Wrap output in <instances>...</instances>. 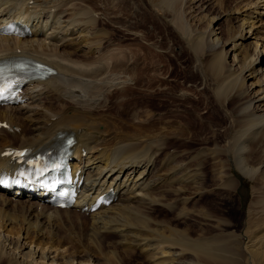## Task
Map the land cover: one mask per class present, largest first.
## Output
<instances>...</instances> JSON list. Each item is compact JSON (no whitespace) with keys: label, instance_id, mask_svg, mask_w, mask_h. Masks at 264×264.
<instances>
[{"label":"bare ground","instance_id":"obj_1","mask_svg":"<svg viewBox=\"0 0 264 264\" xmlns=\"http://www.w3.org/2000/svg\"><path fill=\"white\" fill-rule=\"evenodd\" d=\"M143 1L0 0V26L18 19L29 28L25 37L0 33V59L31 58L54 69L45 79L29 80L19 102L0 106V120L7 124L0 127V174L11 166L3 154L8 147L47 148L65 135L75 138L70 165L74 175L79 171L76 200L63 209L46 203L35 189L17 194L18 188H0V262L75 263L80 256L59 249L54 229L65 223L64 233H73L74 218L86 219L92 239L109 235L147 264H264V0H233V11L200 18L196 14L206 10L208 0L206 6L204 0ZM154 22L169 27L193 52L196 66L206 53L216 82L212 96L226 113L221 130L212 128L209 146L204 143L194 154L175 147L191 140L189 133L183 137L188 130L179 111L173 112L179 117L174 124L169 116L153 119L154 107L141 105L144 117L136 115L138 108L122 128L108 123L100 110L114 89L119 106L136 93L148 102L152 92L167 91V73L153 58L146 65L140 45L146 29L139 26ZM114 31L133 43L115 39ZM187 95L185 88L175 94ZM198 158L211 162L210 184L202 164L194 162ZM223 193L244 209L239 247L215 232L231 228V221L214 225L201 203ZM102 195L108 204L99 202ZM90 256L76 263L90 264Z\"/></svg>","mask_w":264,"mask_h":264},{"label":"rangeland","instance_id":"obj_2","mask_svg":"<svg viewBox=\"0 0 264 264\" xmlns=\"http://www.w3.org/2000/svg\"><path fill=\"white\" fill-rule=\"evenodd\" d=\"M208 1V5L207 1L205 2V0V3L202 2L205 6L207 5V8L204 12H200V10L197 9H192V11L194 12H200V14H196V17H202L201 15L203 14L201 13L225 14L227 11H233L234 7L236 6V2H234L235 0H219V2H216V0ZM145 2L146 0L141 3L145 5ZM147 5L148 4H146V6ZM261 17L260 21L263 22L264 16ZM260 21L256 23V26L260 23L262 25V22ZM62 23H64V21L61 22V24ZM97 26L99 27L98 24ZM144 26L140 25L139 29H142V27L146 29L144 31V33H146L141 39L142 41H140V45L145 48V55H147L148 57V59L146 60V65L149 66L150 64L148 63H150V58H153L154 63L158 66V70L160 69L159 71H161L162 74L167 73L165 75V83L169 81V83L171 84L167 83L168 89L161 95L157 96L156 91L152 92L147 97L151 99L152 103L149 100L147 102L142 97H140L141 94L136 93V96H132V98L128 99V102H124L121 106L116 105L115 102H113V99L117 93V90L114 89L112 90L113 92L110 91V93L106 95V104L100 110L105 113V117H107L106 120L108 119V123H111V125L115 126L120 124L122 128H124L123 122L130 121L132 119V113L133 111H136V109L139 108V111L136 112V115L139 118H141L142 116L144 117L143 108H140V106L147 105L148 103L151 104L152 107H154L150 114L152 115V117H154L153 119L160 117L164 119L165 116L166 118L169 116L170 118L168 117V119H175V124L177 120H179V117H184V120L182 118L181 119L188 126V128L186 126V130L188 131L185 133L182 132L183 137H188V134L186 133H189L192 141L190 140L188 143L176 142L174 144L175 147H177L178 145L177 148L180 150L181 148H183L182 146H184V148L187 147V151H190L191 154H194L193 151L195 152L204 143L209 146V134L211 133L212 128L213 130L217 131L221 130L220 127L224 123V118L226 115V113L222 112L220 105L218 104V102L216 103L215 99L212 96L216 82L214 80L215 77L213 73H211V71L209 72L206 65L208 58L206 56V53H204V56L202 55L200 66H196L195 55L193 54V52L181 43L179 38H177L176 35H174L173 32L168 29L169 27L163 25L162 22H154V24H146ZM106 28L109 29L110 27L106 26ZM224 29L225 24L223 23V25L221 26V30ZM260 34L261 33H259V35ZM261 35L263 36L264 34L262 33ZM113 37L118 40L120 39L123 44L133 43V40L131 38H129L128 36H122L119 31H114ZM47 39L48 38H46V40ZM225 39H228V35L226 34V32L222 35V40L224 41ZM149 42H153L155 44V47L150 46L148 44ZM147 46H149V48ZM262 72H264V65L261 68V73ZM181 88H185L188 92V95L183 99L177 98L175 96V94L177 95ZM133 102L135 103V105L132 104ZM174 111H179L178 114L181 113L178 118L174 116L172 117ZM198 114H201L204 117L202 121L201 119H199ZM182 121H180L179 123L182 124ZM121 123L123 124L121 125ZM185 124L181 125L182 130L184 129L183 127L185 126ZM128 129L132 130L130 126H128ZM118 131L121 130L118 129ZM206 161L203 162L202 159L198 158L197 161L194 162L196 163V165L202 164V172L204 173L205 181L207 180L206 182L210 184L212 182L211 162ZM201 203L208 209H210L209 212L214 216V225L216 221L218 222V224H220L221 219H224L227 222L231 221V228L226 227L221 231L217 230L215 232L221 233L227 240H229L230 242H234L235 247H239L242 242L239 236V228H241L239 223L242 220V212H244V209L241 208L240 205H238L235 196L231 195L230 197H228V195H226L225 193L218 196H213L212 194L211 196L209 195L203 198L201 200ZM73 222L75 226L73 225L72 230L79 232V234L75 231L73 233L65 234L63 230V225L65 223H58L56 224L58 226H55L54 228L56 230V233H58V235L61 237L60 241L57 240V242L59 241L57 245L62 246L63 250L67 249L65 251H69V253L70 251H73V255L75 253L80 256V258H76L74 260L75 263L73 264H79L78 262L76 263V261H83L88 254L95 257L94 258L90 256L92 259L90 264H93L94 262L95 264L96 262H98V264H147L145 259L141 256L142 254H139L138 251H134L133 253V250H131V252L130 250L124 251L115 243L113 244L114 238L109 235L101 236L102 238L99 237L97 240L92 239L90 235L86 234L87 231H85V225L88 223L86 219L80 220L73 218ZM60 225L62 226V228ZM206 228L208 229V231H211L210 228ZM8 229L9 227L7 228V230ZM216 229L217 228L215 227V230ZM194 230H196V228ZM0 231L2 230L0 229ZM60 246L59 249H61ZM0 264L6 263L2 261L0 262Z\"/></svg>","mask_w":264,"mask_h":264}]
</instances>
